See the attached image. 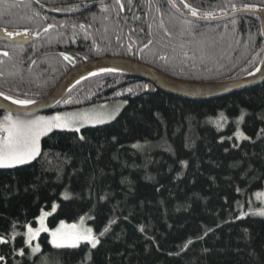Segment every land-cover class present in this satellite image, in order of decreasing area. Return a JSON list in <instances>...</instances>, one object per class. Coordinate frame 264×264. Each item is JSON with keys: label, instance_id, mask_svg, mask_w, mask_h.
Wrapping results in <instances>:
<instances>
[{"label": "trees", "instance_id": "trees-1", "mask_svg": "<svg viewBox=\"0 0 264 264\" xmlns=\"http://www.w3.org/2000/svg\"><path fill=\"white\" fill-rule=\"evenodd\" d=\"M172 1L203 19L264 8V0ZM43 2L60 6L57 16L42 11L28 22L47 28L57 50L79 63L113 55L114 44L123 58L170 77L211 83L252 73L264 56L253 15L206 24L181 17L166 0ZM7 22L14 23L0 19ZM57 63L48 92L38 89L51 70L27 63L10 67L9 75L0 71V93L42 99L70 69L60 57ZM149 86L124 75L79 84L54 112L123 101L118 118L54 131L33 162L0 168V264H264V219L240 211L264 189V83L215 100L149 93ZM44 211H54L51 229L88 216L99 245L56 248L44 233L34 253L26 229Z\"/></svg>", "mask_w": 264, "mask_h": 264}, {"label": "water", "instance_id": "water-1", "mask_svg": "<svg viewBox=\"0 0 264 264\" xmlns=\"http://www.w3.org/2000/svg\"><path fill=\"white\" fill-rule=\"evenodd\" d=\"M166 1L178 15L198 23L213 24L245 15L257 16L260 18L262 37L264 39V8L259 11H240L216 19H203L185 14L177 9L171 0ZM4 35V32L0 29V38H3ZM116 51V57L88 61L78 66L68 56H64V58L68 57L66 61L73 68L48 95L40 100L22 105L12 103V99H5L6 96L0 93V110L7 114L24 117H34L51 112L79 84L102 75H124L143 79L150 84L148 88H145L146 92L152 93L160 90L188 100H215L264 83V56L259 66L244 77L223 82L196 83L178 80L139 61L121 58L119 51Z\"/></svg>", "mask_w": 264, "mask_h": 264}, {"label": "flooded vegetation", "instance_id": "flooded-vegetation-1", "mask_svg": "<svg viewBox=\"0 0 264 264\" xmlns=\"http://www.w3.org/2000/svg\"><path fill=\"white\" fill-rule=\"evenodd\" d=\"M2 3L6 6L5 12L7 13H5V15L4 14L0 15V19L4 18L6 21L12 19L14 23L12 24L10 22H7L6 24L3 23V25L0 24V29L5 34L3 38H0V71H3L5 74L9 75L7 71L10 69V67L22 69L23 67L25 68V66L28 63L29 69L34 70L37 67V65L41 63L40 65L43 68V70L44 68H49L51 70V76L49 78L46 76H41V82L39 84L40 88L38 90L40 92H48L57 78V73H58L57 58L60 57L61 59H63L65 64L68 67H70L69 71L73 68V66L67 63L64 56H68L70 60H73L76 66L85 63V62L79 63L78 61H76L75 57H72V55L69 54L68 52L64 53L62 51L57 50L58 43L56 40L55 41L52 40L50 35L49 36L47 35L49 31L47 30V28L44 29L42 27H39V24L37 26V24L34 23L33 21L28 22L29 20L28 15L31 17L32 15H34V18L36 19L40 17V14L42 16V11H45V13H52L53 17H56L58 8L60 6L49 4L48 2H43V0H4V2ZM172 3L176 6V4L173 1ZM176 8L179 9L177 6ZM16 13L20 15V19L18 18L17 22L15 17ZM34 26L36 27L35 29ZM8 32L13 33V35L12 36L6 35V33ZM16 33H20V35H15ZM25 33H27V35H24ZM46 42H50L51 44L50 50L47 49V51L44 48L45 45L44 43ZM98 46L100 47V45ZM109 49L113 53V55L103 58L116 57L117 56L116 50L119 51L120 53L119 56L123 58L121 56L119 47L115 46L114 44H111L109 46ZM5 53H7V55H5ZM76 56L80 57V54L77 53ZM0 76H4V74L0 72ZM54 110L41 115L55 113ZM73 111H80V110H72L70 112ZM6 117H11L13 120H18V119L28 120L38 116H34V117L15 116L4 113L3 111L0 110V124L4 123Z\"/></svg>", "mask_w": 264, "mask_h": 264}, {"label": "snow or ice", "instance_id": "snow-or-ice-1", "mask_svg": "<svg viewBox=\"0 0 264 264\" xmlns=\"http://www.w3.org/2000/svg\"><path fill=\"white\" fill-rule=\"evenodd\" d=\"M185 7H188V5H185ZM192 15H197L195 10L192 11ZM6 35L12 36L13 33L8 32ZM15 35H20V33ZM24 35H27V33ZM65 59H68V57H65ZM5 99L9 98L5 97ZM12 103L25 105L30 102L13 100ZM78 121L83 126V122H103V117L97 114H84L79 118L55 116L51 119L41 117L28 121L13 120L11 117H6L4 123L0 124V133H4V135H0V168H12L29 163L40 153L41 136L47 135L53 128L79 132L80 127L74 126ZM53 207L55 208V206ZM41 227L42 230L47 231V228L43 226V220H41ZM65 227V225L61 224V228L52 233L53 243L57 247L63 246L65 243L74 247L81 240L91 243L92 247H96L98 241L92 237L90 229L79 231L76 229V225H72L71 232H62L61 230ZM28 232L35 235L31 227L28 228Z\"/></svg>", "mask_w": 264, "mask_h": 264}, {"label": "rangeland", "instance_id": "rangeland-1", "mask_svg": "<svg viewBox=\"0 0 264 264\" xmlns=\"http://www.w3.org/2000/svg\"><path fill=\"white\" fill-rule=\"evenodd\" d=\"M124 107H125V102L117 101V102H113V103H105V104H101V105L92 106V107H89L87 109L80 110V111L50 113V114L35 117L33 119H28V120H36V119H39L41 117H43L45 119H51L52 117H55V116H61L64 118H72V117L79 118V117L83 116L84 114H97V115L103 117V122H100V123L83 122V126H81V122L78 121L74 126L80 127L79 131H81L85 127L102 126V125L113 122L121 114ZM28 120H25V121H28ZM54 131H70V130L53 128L47 135H49L50 133H52ZM0 135H4V133H0ZM47 135L41 136V138H40V151H41L42 139L44 137H46ZM38 156H36V158ZM35 159L31 160L29 163L33 162ZM26 164H28V163H26ZM18 166H22V165H18ZM18 166H16V167H18ZM12 168H14V167H12ZM245 203L246 204L244 206H241V208H240L241 217L253 216V217H259V218L264 219V189L259 190V191H255L253 194H251V196L247 199V202H245ZM56 208L57 207H55L54 210ZM53 212L54 211H44V213H42V215L37 219V225L36 226H28L26 229L27 244L30 246L31 250L34 253L37 254L41 251V245L39 243V239H40L41 235L44 233H48L50 235L51 243L56 248H74V247L80 246L81 244H90L91 245V243L81 240L74 247L70 246L67 243H65L63 246L57 247L53 243L52 233L55 232L57 229H60L61 224L66 226L64 229L61 230L62 232H71L72 231V228H71L72 225H76V229L79 231H84L86 229H90L92 237H94L98 241V243L96 244V247L99 245L100 238L96 235L93 227L90 225L88 216L83 217L78 222H74V223L62 222L57 228L51 229L48 221H49V217L51 216V214ZM41 220H43V226L47 228V231L42 230ZM29 227H31L32 232L35 235L29 234V232H28Z\"/></svg>", "mask_w": 264, "mask_h": 264}]
</instances>
